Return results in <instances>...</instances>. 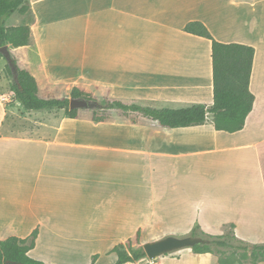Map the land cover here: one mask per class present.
<instances>
[{
  "label": "crops",
  "instance_id": "0c3cea01",
  "mask_svg": "<svg viewBox=\"0 0 264 264\" xmlns=\"http://www.w3.org/2000/svg\"><path fill=\"white\" fill-rule=\"evenodd\" d=\"M249 1L30 0V43L9 46L11 52L26 51L39 88L36 71L49 84L85 78L117 95L135 90L136 101L117 99L128 104L211 106L212 40L184 30L200 21L218 41L255 48L250 78L255 100L236 132L217 130L212 114L203 124L170 128L128 112L148 121L95 124H105L111 144L90 137L49 139L14 127L16 105L0 73V240L36 231L29 254L47 264H115L116 247L122 250L138 230L166 218L207 233L199 225L216 217L215 210H264V0L261 8L258 0ZM241 2L255 17L246 40L237 41L234 12L226 5ZM92 153L106 162L124 161V168L102 175L81 170L91 164ZM179 251L212 257L191 248Z\"/></svg>",
  "mask_w": 264,
  "mask_h": 264
},
{
  "label": "trees",
  "instance_id": "16d2710c",
  "mask_svg": "<svg viewBox=\"0 0 264 264\" xmlns=\"http://www.w3.org/2000/svg\"><path fill=\"white\" fill-rule=\"evenodd\" d=\"M30 0H0V47L9 44L11 48L26 46L31 40V26L23 23L16 26H7L3 18L18 11L20 14L30 12ZM186 32L206 37L212 40V66H213V104H195L183 108H153L139 104H128L117 99L98 101L94 94L84 88L74 86L71 97H85L97 101L96 110H117L120 112H135L156 121L162 127H185L203 124L208 114H212L214 127L217 130L236 132L243 128L246 118L252 110L255 95L250 90V78L255 55V48L244 43H224L216 40L207 26L200 21H191L186 24ZM0 57H4L0 52ZM16 62V60H15ZM17 65V63H16ZM9 74L12 77L11 90L25 109L30 111L64 109L70 118H78L79 109H70V97L45 98L40 96V88L35 76L27 68L17 65V77L7 63ZM97 122L105 121L102 116H94ZM198 227H195L191 235H199ZM202 234H206L201 231ZM37 232L30 237L20 238L9 236L0 240V264H47L43 260L32 257L29 251L35 245ZM141 231L136 233L135 240L140 241ZM211 241L204 245L191 247L194 253H219L220 264H233L231 260L221 255L225 250L232 249L243 251L244 258L250 252L253 263L264 261V243L247 246L232 233L223 235H210ZM132 239H128L129 244ZM238 241L240 243L236 244ZM123 246V245H120ZM118 251V259L115 264H124L128 261L140 262L148 258L144 249L134 250L132 254L127 251ZM94 264V263H91Z\"/></svg>",
  "mask_w": 264,
  "mask_h": 264
},
{
  "label": "rangeland",
  "instance_id": "374dc122",
  "mask_svg": "<svg viewBox=\"0 0 264 264\" xmlns=\"http://www.w3.org/2000/svg\"><path fill=\"white\" fill-rule=\"evenodd\" d=\"M257 4L258 5L256 8H261L263 6V4L259 2V0L257 1ZM246 8V2H241V5L236 7L226 5V9L228 11L234 12V22L231 23V25L232 28L234 27L235 29H237L236 31L239 33L238 36L232 37V40H246L244 38L246 33L248 32L247 29L251 23V20H253L255 17V13L249 12V10ZM230 15L232 16V12L230 13ZM256 16L259 18V12L256 13ZM3 20L5 25L7 26H16L23 23L31 24L32 22H34V16L32 12H28L27 14H20L18 11H15L11 15L5 16ZM12 52L17 65L20 68H27L31 72V67L26 63V60H28L26 51L18 49L12 50ZM6 65L7 60L4 57H0V73H3V76H5L6 79V81L4 82V87L7 91H11L12 93L10 103H14V105H16L14 113L12 114V120L13 125L18 132L31 134L30 136L32 137L41 136L49 139L70 136L83 140L90 137L93 142L95 141L96 143L100 144H106L107 142L111 144V137L106 136L108 129H106L105 124L95 125L98 122L93 119L94 116L104 117L105 121L103 122L120 123L148 121L147 119L135 113H123L117 110H96V108L79 109V116L76 119H71L69 116H67L64 109L56 108L51 110H43L38 113L23 110L21 108V105L17 103V101L14 102L16 98L11 90V82L13 79L9 74ZM36 75L41 83L39 94L40 96L45 98H59L63 96L71 98V91L74 86H78L92 92L94 94V97L100 102H104L106 99H121L125 102H133L136 101L135 98L137 97L135 90H126L120 93L118 92L119 94L117 95L114 94L113 91L105 85L89 83L88 80H85V78H83L84 80L80 81L69 79L67 81L49 84L47 81H45L43 72L36 71ZM92 155H94V157L91 158V164L88 163V166L85 165L81 167V170H88L89 168L92 173L102 175L107 173H114V171H120L124 168V161L106 162L105 159H97L96 153H92ZM101 164H104V166H102ZM262 164L264 168V161ZM87 185L93 188V184L86 183L85 186ZM234 204L232 205L235 207ZM213 211L214 210L210 209L211 214L213 213ZM214 214L217 216L213 218L212 215H210L209 219L202 220L203 223L199 226L204 228L207 233L202 234L201 230L198 229L200 236L207 237L211 240L212 238L210 235L218 236L226 234L227 232H232L238 237V239H240L239 241H241L242 244H245L247 246L264 243V210H238L235 208L228 210L218 209L214 211ZM195 226L187 224L174 226L173 221H170L168 220V218H166L157 223L151 229H146L141 232L139 242H137L134 238L129 244L127 243V245L124 246L122 250L129 252V254H132L134 250L143 248V243L146 241L157 240L170 234H174L180 237L189 235L191 234V231ZM235 243L238 244L240 242L236 241ZM180 253V251H174L163 255L156 260L145 258L139 263L145 261L146 264H159L158 262L162 261L161 264H220L218 262V257L220 256V254L217 252L212 253V257L207 259L199 258V256L196 255L181 256ZM243 253V251L234 252V250L229 249L225 250V252L221 253V255L226 259L231 260L233 264H254L250 252H247V258L243 257ZM31 256L36 257V253L32 254ZM216 258L217 262L215 261ZM100 264L112 263L110 260H106ZM134 264L136 263L134 262ZM258 264H264V261H261Z\"/></svg>",
  "mask_w": 264,
  "mask_h": 264
},
{
  "label": "water",
  "instance_id": "95a60500",
  "mask_svg": "<svg viewBox=\"0 0 264 264\" xmlns=\"http://www.w3.org/2000/svg\"><path fill=\"white\" fill-rule=\"evenodd\" d=\"M0 52L7 60L9 66L17 77V65L15 58L11 52L9 44L0 47ZM97 101L85 98V97H71L70 109H91L95 108ZM211 240L207 237L200 235H185L177 236L170 234L159 238L157 240L146 241L143 243V249L150 260H156L157 258L166 255L168 253L179 251L185 248H191L195 245H204Z\"/></svg>",
  "mask_w": 264,
  "mask_h": 264
},
{
  "label": "built area",
  "instance_id": "2783aa9c",
  "mask_svg": "<svg viewBox=\"0 0 264 264\" xmlns=\"http://www.w3.org/2000/svg\"><path fill=\"white\" fill-rule=\"evenodd\" d=\"M124 264H133L131 261H128V262H126V263H124Z\"/></svg>",
  "mask_w": 264,
  "mask_h": 264
}]
</instances>
